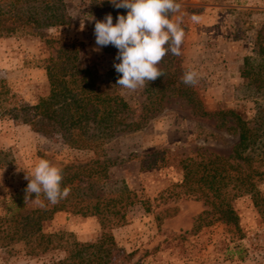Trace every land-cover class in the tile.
<instances>
[{
  "label": "rangeland",
  "instance_id": "rangeland-1",
  "mask_svg": "<svg viewBox=\"0 0 264 264\" xmlns=\"http://www.w3.org/2000/svg\"><path fill=\"white\" fill-rule=\"evenodd\" d=\"M103 1L63 0L67 25L39 35L0 37V81L8 88L13 105L31 106L48 94L45 66L59 45L46 40L56 38L78 42L82 62L94 67L106 86L124 98L130 119H137L145 102L144 86L133 91L117 85L121 74L113 65L119 62L118 50L111 45L97 50L95 20L89 19L102 20L110 13ZM178 3L180 10L173 19L180 18L185 36L180 55L169 52L163 65L177 66L180 78L189 69L197 72L192 86L209 112L235 109L253 120L264 108V60L262 79L257 82L242 76L241 69L244 57L249 56L250 66L257 70L258 44L264 38V0ZM193 16L198 20L193 21ZM112 17L115 23L116 16ZM229 124L221 126L216 116L196 115L183 98L167 95L160 110L149 114L140 129L117 132L104 144L100 158L110 163L107 191L126 185L150 207L146 211L141 203L130 206L125 222L109 229L128 255L117 264H264V216L249 195L233 201L239 234L221 223L196 230L195 220L206 206L176 186L182 179L181 159L196 152L231 153L237 137L226 130ZM0 152L7 154L0 158V216L11 213L20 200L26 209L42 207L41 198L27 192L26 178H31L39 158L59 168L96 158L89 149L74 148L58 135H43L32 125L9 117H0ZM260 169L264 172V162ZM257 188L264 196V174ZM42 228L44 232L65 231L78 241H95L103 231L97 217L68 211L56 212ZM63 255L51 250L33 256L18 242L9 251L0 247V264H46Z\"/></svg>",
  "mask_w": 264,
  "mask_h": 264
},
{
  "label": "trees",
  "instance_id": "trees-1",
  "mask_svg": "<svg viewBox=\"0 0 264 264\" xmlns=\"http://www.w3.org/2000/svg\"><path fill=\"white\" fill-rule=\"evenodd\" d=\"M103 3L110 6L112 16L126 12L115 8L109 0ZM68 19L63 0H0V37L18 33L39 35L45 29L67 25ZM263 40L260 38L258 44L257 70L250 66L249 56L244 57L241 69L242 76L251 77L254 82L263 75ZM46 43L59 45L57 54L50 56L45 66L48 94L34 105L16 106L1 80L0 117L19 119L43 135H58L74 148L93 151L96 158L84 164L67 163L60 168L62 187L70 188L66 198L51 204L41 193L38 197L42 207L26 209L20 200L11 213L0 216V247L9 251L21 242L26 253L33 256L51 250L64 253L46 264H117L128 256L118 247L109 229L125 222L130 206L141 203L146 211L150 207L126 185L107 191L110 163L108 158L100 157L104 155L105 143L117 132L140 129L149 114L160 110L167 95L183 98L196 115L216 116L221 126L229 122L226 130L237 137L228 156L196 152L180 160L182 179L176 186L206 206L196 218L194 228L221 223L239 234V217L233 201L243 195H249L264 216V196L257 188L264 174L260 169L264 162V108L253 120L235 109L209 112L193 86L184 84L183 78L177 76L178 67L170 62L163 65L161 61L158 68L163 74L145 83V102L137 119L132 120L124 98L106 86L94 67L82 62L78 42L50 38ZM6 155L0 152V158ZM58 211L95 216L103 231L95 241L74 240L65 231L44 232L43 222Z\"/></svg>",
  "mask_w": 264,
  "mask_h": 264
},
{
  "label": "clouds",
  "instance_id": "clouds-1",
  "mask_svg": "<svg viewBox=\"0 0 264 264\" xmlns=\"http://www.w3.org/2000/svg\"><path fill=\"white\" fill-rule=\"evenodd\" d=\"M115 8L126 9L117 14L115 23L112 15L106 14L102 20H95L94 34L97 50L114 46L118 52L114 68L121 75L116 84L128 90H136L153 81L163 73L158 65L171 52L180 55L184 40V30L178 13V0H109ZM193 21L198 17L193 16ZM197 72L189 69L183 76V83L195 85ZM28 176L27 192L41 193L51 204L69 195L70 188L62 187V169L48 159L39 158Z\"/></svg>",
  "mask_w": 264,
  "mask_h": 264
}]
</instances>
